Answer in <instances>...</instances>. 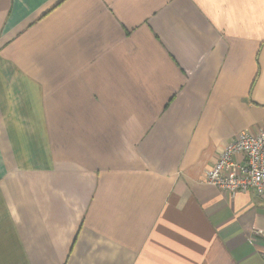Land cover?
<instances>
[{"label": "crops", "instance_id": "0c3cea01", "mask_svg": "<svg viewBox=\"0 0 264 264\" xmlns=\"http://www.w3.org/2000/svg\"><path fill=\"white\" fill-rule=\"evenodd\" d=\"M262 126L264 0H0V264H264Z\"/></svg>", "mask_w": 264, "mask_h": 264}, {"label": "built area", "instance_id": "2783aa9c", "mask_svg": "<svg viewBox=\"0 0 264 264\" xmlns=\"http://www.w3.org/2000/svg\"><path fill=\"white\" fill-rule=\"evenodd\" d=\"M237 154L244 156L243 163L235 160ZM204 180L231 195L252 190L264 198V126L244 130L228 142ZM254 234L264 239V227L255 228Z\"/></svg>", "mask_w": 264, "mask_h": 264}]
</instances>
